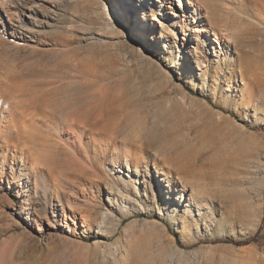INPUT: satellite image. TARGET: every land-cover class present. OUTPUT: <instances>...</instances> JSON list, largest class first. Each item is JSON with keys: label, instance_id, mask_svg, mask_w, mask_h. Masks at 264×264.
I'll return each mask as SVG.
<instances>
[{"label": "rangeland", "instance_id": "374dc122", "mask_svg": "<svg viewBox=\"0 0 264 264\" xmlns=\"http://www.w3.org/2000/svg\"><path fill=\"white\" fill-rule=\"evenodd\" d=\"M49 1L60 4L62 17L52 30H41L38 45L0 34V95L21 106L33 74L53 83L43 104L51 112L46 125L13 121L0 105V264H264V71L250 88L233 71L253 48L251 60L264 65V0L244 6V0H201L196 15L184 0L186 16L178 3H166L153 22L151 8L147 21L132 11L137 0ZM170 6L174 11L165 16ZM10 10V0H0V19L9 25ZM173 12L185 18L184 31L167 25L178 19ZM113 17L119 26H110ZM206 30L227 41L209 40ZM104 97L109 101L90 110L89 119L103 114L99 126L116 132L112 139L99 148L90 134L73 139L68 118ZM48 126L51 144L33 146L34 135L47 134ZM241 133L253 139L252 148L241 143ZM142 142L151 148L133 152L138 163L129 170L124 153ZM180 155L204 158L213 176L228 172L223 201L209 197L202 204L214 225L195 223L197 213H187L193 191L191 183L190 192L181 190L174 171ZM35 160L50 166L44 175ZM210 174L195 178L209 184V196L219 191ZM248 174L263 178L253 211L234 193L247 186ZM55 177H62L59 195ZM80 209L88 211L91 227L74 213Z\"/></svg>", "mask_w": 264, "mask_h": 264}, {"label": "bare ground", "instance_id": "6f19581e", "mask_svg": "<svg viewBox=\"0 0 264 264\" xmlns=\"http://www.w3.org/2000/svg\"><path fill=\"white\" fill-rule=\"evenodd\" d=\"M109 1H111V0H109ZM171 1H173V3ZM185 1L187 3V6L193 10L192 12L195 15L197 13H200L201 4L204 5L201 0H185ZM248 1H250V0H247V3H248ZM10 2L12 5V8L14 10L8 11L7 15H8V18H10V22L11 21L12 22H11V25H9L8 23H6V20L0 19V34L3 37H10L12 40L15 41V43L24 44L22 46H28L29 47V46H31V44L38 45L41 42V39L38 37V34L41 32V30H43L45 28L46 29L49 28L52 30V28L54 26H56L55 24L58 21L57 17H59V16L62 17V15L59 14L60 11H62L60 4L59 3H53L52 1H49V0H10ZM132 2H134V1H132ZM156 2H158V4H156ZM174 2H175V5H176V3H178L180 5V8L183 9V14L186 16L187 15L186 11H188V10L184 6V4H185L184 0H153V1L152 0H137V3L132 6V8L134 9V10L132 9V11L135 12V15L142 14L143 21H147L148 16L150 15L149 11L147 9L151 8L152 13H153L152 14L153 17L151 19V21H152V20H156V18H155L156 14H159L162 11L161 8H163L164 5L166 6V3H170L171 5H174ZM241 4L244 6L245 0L242 1ZM167 9H168V11L166 10L164 13L165 16H169L168 13L170 14L171 11L173 10L171 8V6ZM174 13L175 12H173V16H178V15H174ZM177 18L178 19L173 20V21H171V18H170V21H169L170 25L169 24H167V25L173 26V27H175L177 25V27H179L181 29V31H184L185 18L184 17L180 18L179 16ZM133 23L138 24L136 20H133ZM210 23L213 24L212 20H210ZM161 24H162V26L164 25V23H161ZM119 25L120 24H119L117 17L111 18L110 26L116 27ZM150 29H151V27H150ZM226 30H230L228 28V26H226ZM151 32H152V29H151ZM205 33H206L205 36L209 40L211 39L212 41H215L219 45H220V42L223 43V41L224 42L227 41L226 36H224V35L220 36L216 31L211 32V31L206 30ZM212 36H214V38H211ZM150 38L153 39L152 34L150 35ZM165 38H167V37L163 36L161 33L160 39L163 40ZM174 38L176 39V36H174ZM228 40H229V37H228ZM3 43H5V42H3ZM45 43H47V42H45ZM259 44H262V43L256 42L255 46L259 45ZM232 45L233 46L239 45V43H238V41L234 40V41H232ZM252 50H255V48L250 49V51L249 50L245 51V54H243L245 56H240L239 63L236 62L235 65L233 66V71L235 73L237 71H240L241 76L243 77L244 87H247V88L254 87L255 85H257L256 83L258 81V76L261 72L264 71V65H256L254 59L251 60ZM199 60H201V59H199ZM186 76H192V74L186 73ZM43 78L40 75L33 74L31 79L29 81H27L29 88L24 89L20 94V96H25V98H26L25 100L22 99L21 101H19V104L21 106L15 104L12 96H10L8 94H6V95L1 94L0 95V105L6 104L7 108L4 105L5 114H7L8 116H11V118H12L11 120H13V121L17 120V122H21L22 124H25L26 122L31 121V123L34 125H39V124L40 125H46L48 122H50L52 120L51 116L48 115V114H51V112L50 111H49L50 113L47 112L48 111L47 109L49 106L47 105V103H46V106L45 105L43 106V104L48 101L47 97L51 92L50 88H51V85H53V83H52L51 79L49 80V78L48 79H45V78L43 79ZM70 79H73V78L63 79V81L64 80L72 81ZM30 95H31V98L29 97ZM27 97H29V98L27 99ZM107 101H109V99L104 97L101 99V101L99 103L90 105L87 109V113H80L79 116H77L76 118H71V117L68 118V125L67 126H68V129L72 130L69 133L73 139L74 138L75 139L76 138L82 139L85 135L90 134V142H93L95 144L94 148H96V147L99 148L103 144V142L105 141V137L111 138V136H113L116 133V132L111 131L106 125L99 126V122L105 118V116L103 114H99L93 120L89 119V113H90L89 111L90 110L94 111V110L100 108L101 105H103ZM51 109H52V107L50 108V110ZM2 110L3 109L0 107V111H2ZM52 111H54V110H52ZM1 124L4 125V123H1ZM229 124L230 125H228V126H231L233 128V131H239L238 129H236L234 127V125H232L231 123H229ZM48 128H49V130L47 131V134H35L34 135V138L32 141V144H34L33 146L38 147L39 149L40 148L44 149V148L48 147L49 143L51 144L52 137L50 135L52 134V132H51V129L49 126H48ZM240 141L244 146H246L249 149L252 148L254 145L253 139L249 136H246L244 133H241ZM56 143H58V142H56ZM81 143H82V140H81ZM131 145L134 146V144H131ZM65 146L69 150V151H67V150L66 151L71 153V155H74L73 148L71 147L70 142L66 143ZM126 147H128V145H126ZM146 148H151V144L150 143L145 144L144 142H142L141 146L136 151H130L129 149H127L125 151L124 157H125L126 164H127V167L129 170L130 169L132 170L134 165L136 166V164H134L133 161L138 163V160L132 157L133 156L132 153L133 152L143 153L146 151ZM23 154H25V152H23ZM203 159L204 158L199 159V161L196 162L195 160H192V159L185 157V155H180V156H178V159H177V161L179 160L180 163L177 165L176 168L174 166V171L176 174L179 175V177L184 182V185L181 189L183 192H187V193L190 192L189 183H191V185H192V191L193 192L190 195V201H189L190 203L188 204L189 209L187 211L189 216L192 215V217H193V213L196 212L197 216L200 219L193 220L195 223L196 222L200 223V221H204V222L208 221L207 223L210 222L211 224L214 225L215 224L214 220L208 218L207 214L202 212V209H203L202 204L206 203V201H209V197L211 199L212 198H215V199L219 198L220 202L223 201L222 196L220 194V192H221L220 186H222V182H223L225 176L228 175V172L222 171V173H219V174H216L215 176H213L212 174L207 172L206 165L203 162ZM226 160L225 159L221 160L220 162H218V165L223 166L226 163ZM34 164L36 165L35 170L37 171V173H40L42 175H44L43 173L47 171V166H49L48 163H43V162L41 163L39 160H35ZM49 170H50V174H52L53 171L51 170V168ZM138 171H139V168L137 167L136 172H138ZM247 172H248V170H247ZM248 173H250V172H248ZM62 174L64 175V173H62ZM209 174L212 175V179H215V180H213L214 184H215V188L216 189L218 188L217 190H219L218 192H215V193L213 192L211 194V196L207 195V193H208L207 190L209 188V184L208 183H201L199 181H196V179H195L199 175L207 176ZM250 174H248V175H250ZM63 175H61V176L63 177ZM55 176H57V175H55ZM145 176L151 177V174L148 173L147 175L145 174ZM62 177H59V178L55 177V180L58 181V185L56 184V186L58 187L57 188V191H58L57 195H59V193H61V188L59 185L61 184V178ZM186 177L192 178L193 181L187 179ZM226 178L228 179V177H226ZM227 179H225V180H227ZM243 179H245V178H242V180ZM240 180L241 179H239V181ZM262 180H263V178H261V179L259 178L258 181H254V179L251 176L250 179L248 180L247 186L245 185L246 187L237 186V191L234 192V193H237V196L239 197L241 202H243L252 211L254 209H256V207H255L256 201L254 199V194L256 193V191L258 189L263 188ZM197 189L199 190L198 193L196 191ZM112 193H113V191L111 192L110 195H112ZM121 193L124 194L123 191H121ZM137 193L141 194V192H137ZM140 194H138V196ZM123 200H126V198ZM58 201L61 202L59 199V196H58ZM180 202H182V200ZM195 203L197 205L196 209L193 208V204H195ZM170 205L173 206L172 203H170ZM64 211H66V210H63V212ZM210 212H211V209H210ZM74 213H77L80 215L79 218L83 222L82 223L83 226H90L91 227V225H92L91 221L92 220H91L90 215H89L87 210L80 209L79 211L74 212ZM188 226H190V222L188 223Z\"/></svg>", "mask_w": 264, "mask_h": 264}, {"label": "snow or ice", "instance_id": "6c2138e0", "mask_svg": "<svg viewBox=\"0 0 264 264\" xmlns=\"http://www.w3.org/2000/svg\"><path fill=\"white\" fill-rule=\"evenodd\" d=\"M245 3H247V0H245ZM54 122H56L57 124H59V121L57 120V121H54Z\"/></svg>", "mask_w": 264, "mask_h": 264}]
</instances>
